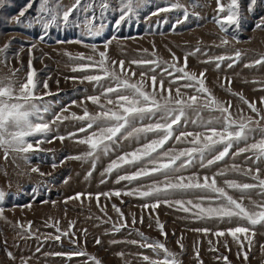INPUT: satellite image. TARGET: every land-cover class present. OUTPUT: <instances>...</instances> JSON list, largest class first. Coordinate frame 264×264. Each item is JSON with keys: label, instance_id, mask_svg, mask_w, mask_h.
I'll list each match as a JSON object with an SVG mask.
<instances>
[{"label": "snow or ice", "instance_id": "obj_1", "mask_svg": "<svg viewBox=\"0 0 264 264\" xmlns=\"http://www.w3.org/2000/svg\"><path fill=\"white\" fill-rule=\"evenodd\" d=\"M216 2L217 14L213 16V21L224 33H228L231 28L232 39L237 42H239L238 33L246 22V14L255 15L259 8L264 7V0H246L243 6L241 0H229L227 5L222 0ZM7 3L8 0H0V8ZM34 3L36 0H29L13 20L16 25L26 28L39 26L42 34L38 35V39L44 41L49 30L53 28H77L81 37H101L108 28L107 21L110 15L116 16L112 24L119 31L128 23L139 20L141 11L151 3V0H115V4L113 0H72L70 5H64L62 0H39L35 15L26 20L21 19L26 17V13L33 8ZM164 3L168 6H157L150 15L159 16L160 13L182 10V19L177 18V24L188 21L190 16H199L198 12H189L188 7L180 3V0L175 2L164 0ZM190 3L193 8L204 6L199 0H190ZM167 22L166 19L157 21V23ZM253 30L264 31V15L254 22ZM116 39L117 37L113 36L106 40L103 51H100L96 44L84 45L90 49L92 55L85 56L83 53L73 55L65 52L71 61L80 62L76 63L71 71L85 73L81 77L73 76L65 79H71L79 84L88 82L92 84L95 93L87 95L80 102L72 101L73 105L82 109V114L72 112L68 116L63 115L68 111L67 106L62 108L59 114L52 113L55 101L46 98L57 96L58 93L50 90L46 79H39L37 69L33 67L32 50L37 48L36 43H31L28 48L29 59L26 66L20 61V54L25 51L23 46L11 56L8 54L10 42L0 46V64L9 69L8 73L0 74V152H3L5 160L11 154H18L25 162H30L32 156L53 151L43 148L42 145L45 143L51 144L54 140H59L61 143L66 139L74 140L79 145L87 146L88 150L69 155L66 159L91 162V170L87 172V177H91L101 156L118 153L123 141H128L130 144L134 142L139 146L132 151L117 154L102 175L111 176L115 172L117 184L121 182L131 184L142 178H152L153 182L145 186L144 190L136 188L123 192L116 190L95 194L97 203L99 204L101 196L111 198L137 195L154 201L145 202L142 205L145 209H156L164 204L168 207H178V210L185 213L192 212L198 220H216L218 223L236 221L237 226L218 230L213 234L216 237H223L226 234L231 236L240 247L237 257L242 255L244 261H247L248 252L243 251L244 243L241 241V236L251 249L252 237L255 236L253 229L257 225H264V178L261 176V165H264V107H257L255 102L248 101L242 94L228 87L225 90L233 96H239L251 113L255 114L233 115L231 102L218 99L207 86L205 75L207 69L197 73L188 67L189 56H196L197 53L207 55L202 53L200 47L186 53L182 63L181 58L169 50L171 61L159 57L134 59L129 61V67H126L124 60L117 61L109 55V46ZM65 42L84 44L83 39L60 41V43ZM229 43L227 35H224L220 37V43L215 46L226 47ZM151 55L155 57V52ZM244 55L237 49L231 55L212 56L201 63H214L216 69H220L227 61V67L232 68ZM12 58L20 61L21 67H12L10 65ZM131 65L141 69L139 77L131 70ZM258 65H264V54L245 64V67ZM21 71H24L23 77L18 75ZM169 77L171 79H168ZM166 79H168L167 87ZM225 79L228 80L227 77ZM56 83L58 85L59 80ZM228 84H231L230 80ZM172 85L176 87L173 88ZM220 86L223 88L224 84L221 83ZM83 91L87 92V89ZM88 102L96 106L95 112L89 111ZM259 102L264 106V97H261ZM240 112L242 113V110ZM50 113L51 116L46 118V114ZM69 119L80 126L76 131L66 135L59 134L56 126ZM189 127L192 130H188ZM172 142L188 146L176 149L172 147ZM242 155L244 164L251 161L248 167L232 163L219 168L211 176L207 174L200 176L198 173L188 176L183 174L195 167L211 169L221 162L227 164L226 158L235 161ZM58 166L56 163L51 165L53 169ZM125 166L135 171L120 174ZM31 172L40 176L51 175L35 166L31 167ZM229 173H237L253 182L240 183L235 179H224L223 186H220L217 177H227ZM104 182L101 180V183ZM228 190L240 193L239 198H235ZM253 192L262 197V200L252 201ZM177 193L196 194L195 202L192 199H169ZM6 195L5 191L0 189V205L4 203ZM84 195L77 193L68 197V200L80 201ZM87 196L91 200L93 194L89 193ZM245 198L250 200L251 209L243 203ZM113 208L123 217L120 208L116 205H113ZM101 211L105 209L101 208ZM3 212L4 208L0 206V216ZM241 221L246 223H240ZM137 222L133 218L132 224L135 225ZM139 222H143V217ZM156 223L166 240L168 234L164 231V225L158 218ZM113 227L116 232H120L128 225L124 221L119 226ZM28 229H31V224L28 225ZM56 231L60 233L61 230L57 227ZM136 231L142 241L139 242V247L150 249L157 257L153 259L148 255H142V260L146 264H182L178 259L180 254L170 251L164 242L159 239L151 240L143 232L138 229ZM193 231L207 235L211 229L201 228ZM61 235L68 237L69 233L64 231ZM61 235H56L53 239L60 241ZM95 242L101 244L99 238ZM71 243L76 244L77 241L72 240ZM111 243L116 244L121 241L113 240ZM127 243L135 245L138 241L131 240ZM177 243L183 250L184 245L179 240ZM225 247H227L226 242ZM85 254L83 251L56 253V255H68L69 258ZM7 255L15 259L11 252ZM119 255L123 256V253ZM195 256L198 264H203L198 250ZM219 258L223 259L225 264H231L227 256ZM92 259L95 264H101L96 257ZM24 264H27V261Z\"/></svg>", "mask_w": 264, "mask_h": 264}, {"label": "rangeland", "instance_id": "obj_2", "mask_svg": "<svg viewBox=\"0 0 264 264\" xmlns=\"http://www.w3.org/2000/svg\"><path fill=\"white\" fill-rule=\"evenodd\" d=\"M28 2L29 0H8V3L0 8V46L11 43L9 56L20 46H23L25 51L20 54V61H23L26 66L29 59L28 48L31 43H36L37 48L32 50L33 67L37 69L39 79H46L50 90L53 93H58L57 96L46 98L49 101H55L52 113L59 114L61 109L67 106L68 111L63 115L68 116L72 112L78 115L82 114V109L73 105L72 101L80 102L87 95L95 94L92 84L88 82L79 84L71 79H65L73 76L81 77L85 74L71 71V68L80 62L71 61L65 52H70L73 55L78 53H83L85 56L92 55L90 49L84 45L96 44L99 50L103 51L105 41L113 36H116L117 39L109 46V55L114 60H124L126 67H129L128 62L134 59L159 57L171 61L169 50L180 57L182 63L186 53L200 47L202 53H207V55L197 53L196 56H189L188 67L197 73L207 69L205 74L207 86L218 99L231 102L233 115L255 114L251 113L239 96H233L226 91L225 89L228 87L232 91L242 94L248 101L255 102L257 107H264L259 102L260 98L264 97V65L245 67V64L251 63L260 58V54H264V31L253 30L254 22L264 15V7L259 8L255 15L246 14V22L238 33L239 42L232 39L231 28L228 33H224L213 21V16L217 14L216 0H199V3L204 6L195 8L192 7L190 0H180V3L188 7L189 12L199 13L198 17L190 16V19L182 24L176 23L177 18L182 19V10L151 16V12L157 6H168L164 0H151V3L141 11L139 20L128 23L119 31L112 24L116 16L110 15L107 21L108 28L101 37H81L77 28H53L49 30L45 40L40 41L38 35L42 34V31L39 26L26 28L16 25L13 20V17ZM71 2L72 0H62L64 5H70ZM170 2H175V0H170ZM222 2L227 5L229 0H222ZM241 2L243 6L246 0H241ZM38 3L39 0H36L33 8L26 13V17L21 19L26 20V18L34 16ZM113 4H115V0H113ZM165 19L168 21L167 23H157V21ZM224 35H227L230 41L229 45L216 47L215 45L220 43V37ZM79 39H83L84 44L60 43V41ZM237 49L245 55L232 68L227 67V61L221 65L220 69H216L214 63H201L212 56L231 55ZM153 52H155V57L151 55ZM20 61L12 58L10 65L19 68L21 67ZM130 67L139 77L141 69L136 65ZM8 71L7 67L0 64V74L8 73ZM18 75L23 77L24 71ZM49 77L51 78L49 79ZM226 77L231 81V84H228ZM168 79L165 80L166 87ZM57 80H59L58 85ZM221 83L224 84L223 88L220 86ZM172 87L175 88L176 85H172ZM84 89H87V92L83 91ZM88 108L92 112L97 110L96 106L90 102H88ZM49 116L51 113L46 114V118ZM79 126L69 119L56 127H58L59 134L66 135L76 131ZM188 130H192L191 127ZM138 146L134 142L130 144L128 141H123L118 153L100 157L91 177H87V172L91 170V162L66 159L69 155L80 154L88 150L87 146L79 145L74 140L66 139L63 143L54 140L51 144L45 143L42 147L53 151L32 156L30 162H25L18 154H11L5 160L3 152H0V189H3L7 194L4 203L0 205L4 208L3 215L0 216V264H24L25 261L27 264H95L92 257L99 259L101 264H146L142 260V255H148L153 259L157 257L150 249L139 247V242L142 241L136 229L151 240L159 239L164 242L170 251L179 253L178 259L182 261V264H198L195 256L197 250L203 264H225L223 259L219 258L222 256H227L231 264H264V225H257L253 229L255 236L252 237L251 249L241 236V241L244 243L243 251L248 252V260L244 261L242 255L237 257L240 247L231 236L226 234L223 237H216L213 234L215 231L237 226L236 221L218 223L216 220H198L192 212L185 213L178 210V207H168L164 204L156 209H145L142 207L145 202L152 203L154 201L137 195L113 196L111 198L101 196L98 204L94 198L95 194L116 190L123 192L136 188L144 190L145 186L153 182L152 178H142L131 184L127 182L117 184L115 172L111 176L102 175L107 165L116 158L117 154L132 151ZM186 146L188 145L172 142V147L176 149ZM62 161L64 162L61 163ZM226 161L227 164L221 162L211 169L195 167L183 174L188 176L198 173L200 176L205 174L211 176L219 168H224L232 163H237L241 167H248L251 164V161L244 164L243 155L237 157L235 161L228 158ZM52 163L59 166L53 169ZM33 166L39 167L42 172L51 173V175L40 176L38 173H32L31 167ZM261 168V176L264 178V165H261ZM132 171L135 169L125 166L120 174ZM224 179H235L240 183L253 182L237 173H229L227 177H217L220 186H223ZM101 180L105 182L101 183ZM228 191L235 198H239L240 193L233 190ZM77 193L85 195L81 197L80 201L68 200V197ZM89 193L93 194L91 200L87 196ZM195 195L193 193H177L169 199H192L195 202ZM66 200L67 203H65ZM251 200L259 202L262 197L253 192ZM44 201H48V203H44ZM243 203L251 209L248 198H245ZM113 205L120 208L124 214L123 217L115 211ZM101 208H104L105 211H101ZM141 217H143L142 223L139 222ZM133 218L138 221L135 225L132 224ZM157 218L164 225V231L168 234L166 240L156 223ZM124 221L127 222L128 227L116 232L113 226H119ZM240 223L246 222L241 221ZM29 224H31V229H28ZM57 227L61 230L60 233L56 231ZM201 228H209L211 231L207 235L193 231V229ZM64 231L69 233L68 237L61 235ZM56 235H61L60 241L53 239ZM97 238L101 240V244H96ZM72 240H76L77 243H71ZM113 240L121 241V243L113 244L111 243ZM131 240H137L138 244L127 243ZM178 240L184 245L183 250L177 243ZM225 242L227 247H225ZM78 251H83L86 254L71 258L68 255H56V253L68 254ZM8 252H11L15 259L10 258L7 255ZM119 253H123V256Z\"/></svg>", "mask_w": 264, "mask_h": 264}]
</instances>
